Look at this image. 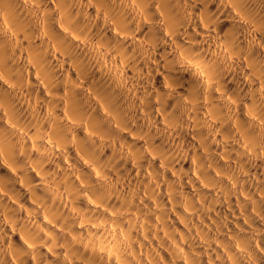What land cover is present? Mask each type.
Instances as JSON below:
<instances>
[{"label":"clouds","instance_id":"clouds-1","mask_svg":"<svg viewBox=\"0 0 264 264\" xmlns=\"http://www.w3.org/2000/svg\"><path fill=\"white\" fill-rule=\"evenodd\" d=\"M0 264H264V0H0Z\"/></svg>","mask_w":264,"mask_h":264}]
</instances>
